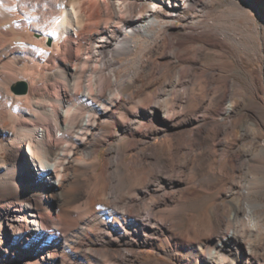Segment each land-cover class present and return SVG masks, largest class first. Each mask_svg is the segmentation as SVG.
I'll return each mask as SVG.
<instances>
[{
    "label": "bare ground",
    "instance_id": "obj_1",
    "mask_svg": "<svg viewBox=\"0 0 264 264\" xmlns=\"http://www.w3.org/2000/svg\"><path fill=\"white\" fill-rule=\"evenodd\" d=\"M185 1L0 0V264H150L154 236L171 226L160 221L152 196L166 202L178 179L151 145L139 156L153 179L134 197L121 185L130 153L123 150L175 132L172 94L148 92L149 70L162 66L121 57L138 53L140 37L155 39L163 21L194 2ZM168 37L173 74L181 62L174 47L197 38ZM20 83L26 93L17 92ZM191 86L176 92L175 117L185 116ZM235 111L229 104L219 120L187 118L185 125L195 126L191 136L222 135V121ZM244 210L255 226L253 206ZM230 220L237 228L240 211Z\"/></svg>",
    "mask_w": 264,
    "mask_h": 264
},
{
    "label": "rangeland",
    "instance_id": "obj_2",
    "mask_svg": "<svg viewBox=\"0 0 264 264\" xmlns=\"http://www.w3.org/2000/svg\"><path fill=\"white\" fill-rule=\"evenodd\" d=\"M174 2L183 6L186 1ZM192 19L197 22L187 26ZM163 25L155 39L139 38L138 53L121 57V61L136 62L142 56L147 69L153 63L162 66L161 73L156 68L149 70L148 92L153 98L169 89L172 94L169 108L175 132L123 150L130 153L121 168V185L134 197L153 179L154 168L139 156L151 145L167 159L173 170L170 176L178 179V187L168 186L166 202L152 196L160 221L171 226L154 236L156 244L147 249L146 260L150 264H204L207 260L264 264V0H194ZM169 33L197 38L187 46L174 47L181 62L173 74ZM189 80L192 98L188 110L185 116L175 117L176 92ZM229 104L236 111L222 121V135L211 130L204 136H191L195 126L187 127V118L200 122L213 115L219 120L221 109ZM216 140L223 144L216 146ZM106 151L103 146L101 168ZM247 202L257 218L253 227L245 216ZM238 211L236 228L230 217ZM161 228L165 229V224ZM229 236L231 244H222Z\"/></svg>",
    "mask_w": 264,
    "mask_h": 264
},
{
    "label": "water",
    "instance_id": "obj_3",
    "mask_svg": "<svg viewBox=\"0 0 264 264\" xmlns=\"http://www.w3.org/2000/svg\"><path fill=\"white\" fill-rule=\"evenodd\" d=\"M17 92L19 93H26L27 92V87L24 83H20L17 87H16Z\"/></svg>",
    "mask_w": 264,
    "mask_h": 264
}]
</instances>
